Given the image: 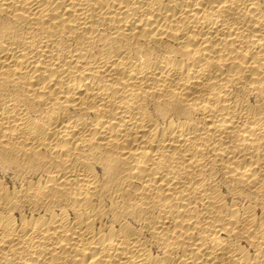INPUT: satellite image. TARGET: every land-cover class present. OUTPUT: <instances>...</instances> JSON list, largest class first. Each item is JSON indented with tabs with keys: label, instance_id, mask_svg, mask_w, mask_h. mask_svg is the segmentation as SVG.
Instances as JSON below:
<instances>
[{
	"label": "bare ground",
	"instance_id": "6f19581e",
	"mask_svg": "<svg viewBox=\"0 0 264 264\" xmlns=\"http://www.w3.org/2000/svg\"><path fill=\"white\" fill-rule=\"evenodd\" d=\"M0 264H264V0H0Z\"/></svg>",
	"mask_w": 264,
	"mask_h": 264
}]
</instances>
